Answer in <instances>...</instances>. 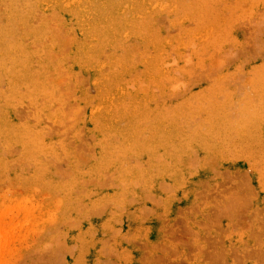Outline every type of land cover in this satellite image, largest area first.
I'll list each match as a JSON object with an SVG mask.
<instances>
[{
  "label": "rangeland",
  "instance_id": "374dc122",
  "mask_svg": "<svg viewBox=\"0 0 264 264\" xmlns=\"http://www.w3.org/2000/svg\"><path fill=\"white\" fill-rule=\"evenodd\" d=\"M0 264H264V0H0Z\"/></svg>",
  "mask_w": 264,
  "mask_h": 264
},
{
  "label": "bare ground",
  "instance_id": "6f19581e",
  "mask_svg": "<svg viewBox=\"0 0 264 264\" xmlns=\"http://www.w3.org/2000/svg\"><path fill=\"white\" fill-rule=\"evenodd\" d=\"M154 201V200H153ZM148 210V209H147ZM144 211V210H143ZM145 212V211H144ZM143 213V212H142ZM148 214V213H147Z\"/></svg>",
  "mask_w": 264,
  "mask_h": 264
}]
</instances>
